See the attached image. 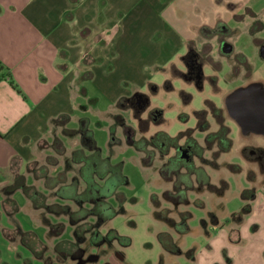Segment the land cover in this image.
Masks as SVG:
<instances>
[{"label":"rangeland","instance_id":"374dc122","mask_svg":"<svg viewBox=\"0 0 264 264\" xmlns=\"http://www.w3.org/2000/svg\"><path fill=\"white\" fill-rule=\"evenodd\" d=\"M143 2L139 0V4ZM176 2L173 1V5ZM191 2L186 0L181 3V8L176 9L178 16L189 14L185 10ZM245 3L247 8L238 6L230 9L229 22L221 27V31L220 28L203 31L202 35L195 34L190 41L182 38L183 43L173 49L166 45L162 32H152L143 27L138 39L142 42L153 35L156 49L162 54L157 60L141 63L142 72L148 75V82L152 86L146 83L136 90L135 83L128 80L132 75L127 70L130 55H134V60H145L148 44L141 48L130 46L140 43L135 39L127 48L111 40L108 45H99L100 54L104 57L100 76L107 77L104 81L115 92L102 91L97 83L86 81L88 99H96V102L89 103L83 97V105L87 109L78 114L88 120V129L100 157L108 160L111 165H121L126 182L119 185L116 192L106 200L117 215L96 228H93L98 220L95 216L74 226L70 223L69 214L65 212L54 214L46 209H36V213H32L35 218L48 222L62 232L53 237L48 235L43 224L29 216L27 198L23 192L17 191L14 194L22 207L19 218L26 229L35 232L45 244L33 239L32 233L25 235V238L31 243H37L39 254H42L40 257L46 264H132L129 251L135 245V237L130 234L140 230V214L137 212L140 208L150 209L153 224L146 226V233L155 241L154 244L151 237L144 240L141 246L145 253L143 264H154L150 253L156 245L160 247L161 253L155 264H172L174 258L185 259L186 264H189L188 257L196 255L201 242L206 241L203 248L207 246V236L217 231L218 222L232 225L235 223L234 214L243 208V213L241 211L239 215L245 217V207L251 199H245L249 194L244 197L243 194L252 189L253 181L255 187L250 192L256 195L255 190L264 184V175H261L259 163L249 158L244 151L252 145H262L264 136L244 134L239 125L229 119L225 107L227 96L239 86L245 87L253 82L264 86V59L260 53L261 46H264V0H246ZM93 18H96L95 14ZM180 19L177 25L184 27L185 21L182 17ZM166 24L178 32L176 24L170 21ZM125 36H131L130 31L125 32ZM223 43L232 47L231 54L223 51ZM95 49L93 43L92 51L95 52ZM190 51L199 54L198 60L202 63L205 78L203 89L197 88L183 76L186 72L184 58ZM114 54L115 57L118 54V62L112 61ZM145 67L150 71H143ZM156 76H163L164 80L157 83ZM121 92L132 95L120 99L122 106L119 107V101L114 103L112 98ZM134 96L136 98L132 103L129 99ZM171 97L175 100L169 99ZM202 111L205 114L199 116ZM173 112L175 116L170 118ZM118 114L122 116L123 124L114 119ZM221 121L230 128L233 142L232 148L224 154L216 142L207 141V136L220 130ZM199 123L207 125L206 130L198 128ZM64 125L56 124L52 137L41 143L37 158L26 169L21 163H12L6 178L12 183L15 175L21 174L26 179L28 174L31 177L28 182L26 180L27 184L45 195L47 205H56L63 210L68 208L71 212L82 214L83 209H91L92 206L89 203L80 206L67 198L69 196L66 193L69 194L70 189L63 192V195L59 191L72 185H76L79 193L85 191L87 185L80 175L83 165L75 163L72 155L79 150L90 155V151L83 146L80 135L76 131L63 129ZM80 126L77 120L70 123L71 128ZM161 132L175 141L160 146L149 144ZM134 142L140 143L141 151L132 146ZM187 146L191 149L181 158V151ZM248 210L250 212L251 208ZM117 220L124 222L125 232L116 227ZM168 221L173 224L174 231L166 224ZM154 225L161 231H157ZM77 228L84 237L83 242L75 238L74 230ZM175 231L178 233H173ZM184 231L191 232L184 234ZM94 233L102 236L118 233L124 239L94 245ZM164 233H171V241L176 243L180 254L163 249L161 237L164 242L171 244L169 236H161ZM193 233H196L193 238L197 243L186 248L184 238L193 236ZM126 239L130 241L128 246L124 245ZM64 242H67L64 247L68 252L61 256L55 248Z\"/></svg>","mask_w":264,"mask_h":264},{"label":"crops","instance_id":"0c3cea01","mask_svg":"<svg viewBox=\"0 0 264 264\" xmlns=\"http://www.w3.org/2000/svg\"><path fill=\"white\" fill-rule=\"evenodd\" d=\"M160 1L144 0L139 4V0H0V64L4 76L0 81V264H46L40 257L37 243L25 238L32 233L33 239L45 244L35 232L27 230L19 218L22 207L15 196L17 211H10L4 202L2 191L10 184L6 173L14 162L21 163L26 169L37 158L41 143L52 137L59 117H69L63 129H80L71 128L70 123L77 120L81 125L86 119L78 114L87 109L83 105V97L88 99L89 95L86 81L97 83L102 91L115 92L104 81L107 77L100 76L104 57L99 45H108L111 40L127 48L135 39L140 43L130 46L141 48L148 44L145 60H134L132 54L127 63V70L132 75L128 80L135 83L138 90V86L146 83L152 86L148 75L142 72L141 63L162 57L153 35L142 42L138 39L143 27L162 32L166 45L173 49L183 43L182 38L190 41L203 31L219 28L221 31L229 17L221 18L215 14V8L225 7L228 12L232 7L247 8L246 0H192L185 10L189 14L181 16L185 21L182 27L177 25L181 17L176 9L186 0ZM173 1H177L175 5ZM168 21L178 26V32L167 26ZM129 31L131 36H125ZM93 43L95 52L92 51ZM116 55L112 61L118 62L120 58ZM129 95L132 94L116 93L112 99L117 103ZM88 102L94 103L96 99L89 98ZM236 123L241 128L237 120ZM251 133L264 136V131ZM256 147L264 150V143ZM30 177L26 174L27 182ZM252 183V189L246 192L254 190ZM255 192L254 197L245 198L251 199L245 207V217L239 215L243 208L234 214L235 223L222 225L218 222L217 231L207 236L205 264H264V184ZM26 206L29 216L43 224L50 236L47 224L32 214L36 209L29 199ZM164 234L173 240L171 233ZM170 245L176 247L174 241ZM178 250L171 253L180 254ZM198 252L188 257L189 264H199Z\"/></svg>","mask_w":264,"mask_h":264},{"label":"trees","instance_id":"16d2710c","mask_svg":"<svg viewBox=\"0 0 264 264\" xmlns=\"http://www.w3.org/2000/svg\"><path fill=\"white\" fill-rule=\"evenodd\" d=\"M1 72H2V67L0 64V81L4 78V76L1 75ZM135 98L136 97L134 96L131 99H129V101H132V103H134ZM121 101L122 100H119V107L122 106ZM204 114L205 112L202 111L199 112L198 115L201 116ZM114 119L119 124H123V119L120 114L116 115ZM68 122H69L68 116H61L56 120L57 124L58 123L67 124ZM219 124L221 126L220 130L212 135H209L208 140L212 142L213 141L217 142L222 152H228L233 146V142L230 138V129L227 126H224L222 122H219ZM198 128H200L203 131L206 130L207 125L203 123H199ZM76 133L80 135L83 146L90 151V155H85L83 150L76 151L72 155V159L75 163L83 165L80 171V175L82 179L85 181L87 187L84 192L79 193L77 192L76 185L74 186L72 185L66 189L60 190L59 193L62 194L63 192H66L70 189V193L69 194L66 193V196H69L67 198L74 200L80 206L89 203L92 206V208L83 209L81 214V212L79 213L71 212L68 208L63 210L62 207L56 205H47L45 195L42 192L35 189L34 187L29 186L23 175L17 174L15 175L14 181L12 183L10 182V184L6 186L2 191L4 195V202L6 206L10 208V211L15 212L18 210V206L13 196L17 191H21L26 196V198L32 202L33 207L35 209H46L54 214H61L62 212H65L69 214L70 223L74 226H76L79 222L88 219L91 216H95L98 220L97 223L93 226V228H96L97 226L103 225L105 222L111 220L117 215V212L110 206V204H108L106 200L116 192L117 187L119 185L125 184L126 182V179L122 174V166L111 165L108 160H104L100 157L99 151L95 145V141L91 135V131L88 129V121L86 119L82 120L80 129L76 131ZM174 141H175L174 138L170 137L164 132H161L157 136L152 138V141L149 142V144L160 146L161 144H166V143L171 144ZM192 141L196 142L195 139H192ZM139 145L140 143H135V142L132 144L134 148H136L138 151H141ZM96 179H98L100 182H103V184L98 183ZM248 194L249 197H244L245 195ZM243 197L244 198L254 197V193L244 192ZM156 214L158 213L156 212ZM46 224L50 229L49 230L50 236L53 237L60 235L62 233L57 231L55 226L49 225L48 222ZM167 224L174 227L173 224H171L169 221ZM176 229L179 232V227L177 225H176ZM78 230H79L78 228L74 230L75 238L79 242H83L84 237L82 234L79 233ZM165 235L166 234H163L161 236H165ZM120 239H124V238H122L118 233H116V235L110 234L106 236L99 235V233L97 234L94 233L92 241L94 245H103L105 243H111L115 240H120ZM161 239H162V244L166 249L168 248V250L174 253L177 252V248L175 246H172L167 242H164L163 237H161ZM126 240L127 243H124V245L128 246L130 244V241L128 239ZM65 244H67V242H64L63 244L60 245L58 244L56 246L55 251L57 254L62 256L65 254V252H68V250L64 247ZM69 245L72 247L74 246L73 244H69Z\"/></svg>","mask_w":264,"mask_h":264},{"label":"water","instance_id":"95a60500","mask_svg":"<svg viewBox=\"0 0 264 264\" xmlns=\"http://www.w3.org/2000/svg\"><path fill=\"white\" fill-rule=\"evenodd\" d=\"M226 47L224 52L232 51L230 45ZM226 105L245 133L264 131V87L261 84L237 89L227 97Z\"/></svg>","mask_w":264,"mask_h":264},{"label":"clouds","instance_id":"9594fccd","mask_svg":"<svg viewBox=\"0 0 264 264\" xmlns=\"http://www.w3.org/2000/svg\"><path fill=\"white\" fill-rule=\"evenodd\" d=\"M215 14H219L220 17L223 18L225 16H228L230 13L225 9V7H217V8H215ZM207 22L208 21H204V23H207ZM143 71L147 72V71H150V69L145 67L143 69ZM155 79H156L157 83H161L164 80V77L163 76H156ZM178 87H180V85H178ZM169 99L175 100L174 97H171ZM165 102H167V99ZM176 103H179V102L177 101ZM174 116H175L174 112L170 113V118H173ZM173 134H175V132ZM213 183H215L214 180H213ZM137 212L140 214L141 227H140V230L137 231L136 233L130 234V235H133L135 237V245L129 251V258L132 261V264H143L145 253L142 250L141 246L147 237H151L153 240V237L149 236L146 233V226L153 224V222L150 218V209L149 208H147V207L140 208V209H137ZM116 227L120 228L121 232L126 231L123 221L117 220L116 221ZM154 227L157 231H161V229L157 225H154ZM195 235H196V233H193V236H188V237L184 238L186 248H191L194 244L197 243V241L194 240V238H193ZM203 243H206V241L201 242V246L199 248V252H198L199 264H205L206 250L203 248ZM154 244H155V241H154ZM160 253H161V249H160V247H158V245H156L154 250H152L150 253L152 256L154 264H155V261L157 260V257ZM172 264H186V261H185V259L174 258Z\"/></svg>","mask_w":264,"mask_h":264},{"label":"flooded vegetation","instance_id":"af4514ba","mask_svg":"<svg viewBox=\"0 0 264 264\" xmlns=\"http://www.w3.org/2000/svg\"><path fill=\"white\" fill-rule=\"evenodd\" d=\"M226 46H227V44L223 43V51H224L225 48H227ZM232 52H233V49H232L231 52H229L227 54H231ZM260 53H261V57L264 59V46H261ZM198 57H199V54L194 53L193 51H190L189 55H187L184 58L186 72L184 73L183 76L188 82L193 83L197 88L203 89L205 78H204V72H203L202 63L198 60ZM211 78H209V79H211ZM211 104H214V103H211ZM225 107H226V110L228 112L229 119H232L233 121L236 122V119L228 111V107L226 105V100H225ZM224 126H226V125H224ZM249 133H251V132H247V133H244V134H249ZM207 141H209L208 140V136H207ZM182 149L183 148H181L180 150H182ZM189 149H191L190 146H187V148L185 150L181 151L182 152L181 158L185 157L186 152H189ZM219 149H220V147H219ZM220 152L223 153V154L227 153V152H222L221 150H220ZM244 152H245L246 155L248 153V155H249L248 157L249 158L257 161L259 163L260 171L264 172V150L262 148H259V147H256V146H250V147L245 148Z\"/></svg>","mask_w":264,"mask_h":264}]
</instances>
